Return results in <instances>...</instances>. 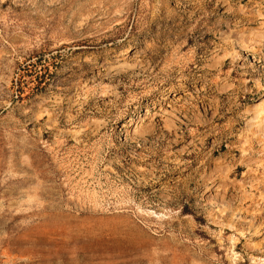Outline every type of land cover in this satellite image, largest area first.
I'll list each match as a JSON object with an SVG mask.
<instances>
[{
	"label": "rangeland",
	"instance_id": "1",
	"mask_svg": "<svg viewBox=\"0 0 264 264\" xmlns=\"http://www.w3.org/2000/svg\"><path fill=\"white\" fill-rule=\"evenodd\" d=\"M263 46L264 0H0V264H264Z\"/></svg>",
	"mask_w": 264,
	"mask_h": 264
},
{
	"label": "bare ground",
	"instance_id": "2",
	"mask_svg": "<svg viewBox=\"0 0 264 264\" xmlns=\"http://www.w3.org/2000/svg\"><path fill=\"white\" fill-rule=\"evenodd\" d=\"M245 46H247V45H245ZM242 47V46H241ZM264 47V46H263ZM243 48V47H242ZM247 48V47H246ZM249 48V47H248ZM262 48V47H261ZM244 49V48H243ZM258 49V48H257ZM249 50V49H248ZM254 50V49H253ZM261 50V53H262V49H259V51ZM248 56L249 55H252L253 56V58H254V62H257V63H259V64H262L263 63V61L262 60H260V59H256V56L253 54V53H250V52H248L247 51V53H246ZM256 54V53H255ZM258 57V56H257ZM260 57V56H259ZM132 68H134V66L132 67ZM260 68H262V67H260ZM258 71V70H257ZM255 105V106H254ZM253 106L255 107V108H257L258 110H260L259 111V114H260V116L259 117H261V115H263V117L261 118L263 121H264V95H263V97L260 99V102L259 103H257V105L256 104H254ZM219 107V106H218ZM253 107V108H254ZM250 109H252L251 107H249ZM256 109V110H257ZM159 110H160V108H159ZM164 110V109H163ZM251 111H253L254 112V109H252ZM250 110H248V107H247V112H251ZM160 112H162V111H160ZM164 112L165 111H163V114H164ZM258 112V111H257ZM159 114H162V113H159ZM159 114H156V116H159ZM166 115V114H165ZM165 115L163 116V117H165ZM257 115H258V113H257ZM257 115L256 116H254V117H252L250 120H249V122H253L254 120V122H256V118H257ZM259 118H257V120H258ZM163 120V119H162ZM262 120H260V124H262ZM258 122V121H257ZM253 124V123H252ZM256 124H258V123H256ZM251 125V124H250ZM249 125V126H250ZM263 125V124H262ZM261 125V127H263ZM252 126H254V124L252 125ZM258 126V125H257ZM257 126H255L256 128H257ZM256 128H255V130H254V127H253V132H252V139L255 141V140H261L262 142L264 141V134L262 133V132H259V129H260V127L258 128V131L256 130ZM252 129V128H251ZM262 129V128H261ZM251 133V132H250ZM249 133V134H250ZM248 134V135H249ZM250 138V137H249ZM252 142V141H251ZM258 142V141H257ZM259 168V167H258ZM253 170V169H252ZM132 174V173H131ZM260 187V186H259ZM224 196V195H223ZM222 196V197H223ZM225 199V198H224ZM222 200V199H221ZM227 201V200H226ZM220 202V201H219ZM221 207H223V208H225L226 209V203L224 202V201H221ZM229 205V204H228ZM259 205V204H258ZM257 205V206H258ZM258 212V211H257ZM259 215H262V214H258V216ZM257 216V215H256ZM211 217V216H210ZM259 219L260 218H262V216H259L258 217ZM264 218V217H263ZM216 219V218H215ZM211 220V219H210ZM218 220V219H217ZM216 221V220H215ZM219 222H217V224H218ZM214 224H216L215 222H214ZM225 225V224H224ZM226 225H229V223L228 224H226ZM230 225H231V223H230ZM234 225V224H233ZM225 227V226H224ZM232 228H233V226H232ZM231 227H230V229L231 230H233ZM227 229H229V228H227Z\"/></svg>",
	"mask_w": 264,
	"mask_h": 264
}]
</instances>
